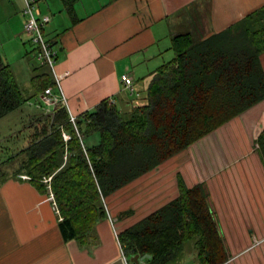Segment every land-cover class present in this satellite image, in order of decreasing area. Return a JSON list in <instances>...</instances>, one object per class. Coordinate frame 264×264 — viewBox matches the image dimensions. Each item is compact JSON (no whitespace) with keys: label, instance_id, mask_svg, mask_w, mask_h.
<instances>
[{"label":"trees","instance_id":"1","mask_svg":"<svg viewBox=\"0 0 264 264\" xmlns=\"http://www.w3.org/2000/svg\"><path fill=\"white\" fill-rule=\"evenodd\" d=\"M60 1L77 21L74 5L80 0ZM170 50L171 59L151 73L144 94L129 110L102 100L76 117V132L58 102L33 123L27 146L11 156L23 154L16 174L28 175L39 192L47 193L42 178L51 176L64 240L95 244V227L108 216L104 199L264 101V5L214 34H173ZM31 82L33 96L54 84L46 68ZM26 100L0 54V118ZM62 131L70 135L66 142ZM94 133L98 142L85 145V137ZM256 145L264 164V129ZM177 187L175 198L117 231L124 255H150L142 264H176L184 245L193 242L200 264L225 263L228 255L206 187L187 186L179 175ZM133 214L128 209L118 217Z\"/></svg>","mask_w":264,"mask_h":264},{"label":"crops","instance_id":"2","mask_svg":"<svg viewBox=\"0 0 264 264\" xmlns=\"http://www.w3.org/2000/svg\"><path fill=\"white\" fill-rule=\"evenodd\" d=\"M36 1L41 12L50 16L45 34L58 52L55 75L41 68L51 75L53 94L60 100L65 98L61 104L69 116L76 117L110 98L120 110H129L144 94L151 73L171 59L173 34H214L264 5V0H80L74 5L78 20L73 22L60 0ZM12 5L19 8L23 30L22 0H12ZM23 35L26 48L31 43L25 32L16 36ZM260 63L264 71V53ZM39 72L29 76L32 97L35 88L31 78ZM123 74L132 79L137 94H130L123 85ZM41 95L36 98L43 112L38 109L31 117L30 134L33 123L54 109L41 100ZM259 116L261 120L256 119ZM263 129L264 101L209 134L193 149L171 157L179 161L183 154L188 155L192 162L188 163L194 167L157 175L160 182L168 177L175 182L173 192L163 186L161 190L136 186L144 179L141 176L113 196L129 195L122 203L123 210H134L136 221L177 196L178 175L187 186L200 180L227 251L223 264H264V164L256 151V138ZM237 130L242 136L248 132L252 138L241 150L235 138ZM239 151L243 153L237 155ZM18 157L23 154L12 158L13 164ZM5 162L0 161V166H7ZM1 174L5 179L0 177V264H127L111 214L96 225L95 244L81 246L74 239L64 240L50 195L19 178L22 174L16 170ZM147 179L143 181L149 183ZM193 248H184L176 264H200L194 243Z\"/></svg>","mask_w":264,"mask_h":264},{"label":"rangeland","instance_id":"3","mask_svg":"<svg viewBox=\"0 0 264 264\" xmlns=\"http://www.w3.org/2000/svg\"><path fill=\"white\" fill-rule=\"evenodd\" d=\"M23 7H24V2L22 0V8ZM19 18H21L19 14V8L12 5V0H0V54L3 57L4 61L8 63L10 70L13 74L14 80L19 86L23 97L27 98V100L18 109L0 118V161L5 160L6 161L5 164L7 165V166L5 165L0 166L1 168L0 171L1 172L8 171L9 173L14 170H17L20 162L24 159V156L21 158L18 157V161L13 164L12 163L13 159L11 158V156L15 155L16 153H18L20 150H22L27 146L30 137V130H31L30 127L32 123V121L30 122L31 117L37 115L36 114L37 112H41V113L43 112L41 111L42 108H39L41 107L40 101L36 98V96L32 97L30 93L31 89L29 84L30 83L29 76H31L34 73V70L32 68L35 65L37 66L38 63L32 56V48H33L32 45L29 46V44H27L28 47L26 45V48L29 51V53L27 54L26 48L22 44V40H24V38L26 39V36L25 35L21 37L16 36L17 34L22 33L23 31L21 28V23ZM23 23H24V18H23ZM202 34L203 33H201V35ZM37 70L41 71L42 68L39 67L37 68ZM36 110L38 111L36 112ZM256 119L261 120V117L260 116L259 118L256 117ZM235 133H237L235 137L236 140L241 144L239 146L240 150L241 148L247 147L249 143H251L252 138L248 132L246 136H242L240 130L235 131ZM98 137L99 136L97 133H95V135L85 137L84 139L85 145H94V140H96L95 141L96 143L98 141ZM240 153L243 152L239 151L237 155H239ZM188 160H189V156L185 154H183L180 157L179 161L174 159L171 160L168 159L167 161H165L164 163L152 169L150 172L144 174L141 177V178L144 177L143 180L149 178L151 180L149 183H146L145 181L142 180V182L139 181L140 183L136 184V186L139 185L143 188L145 186L150 185L149 187L150 190L152 189L161 190L165 188L168 191L173 192L176 186L175 182L169 181L168 180L169 177L165 179L163 182H160L158 181L159 178L157 177V175H160L162 173L164 174L165 173L164 171L168 173L175 168L177 169H175L174 172H176L177 170L179 171V169H181L182 167H184V169L194 168L191 166V164L189 165L188 163V162L192 163L191 160L190 161ZM173 173L171 172V174ZM189 178H190L189 180L192 181L193 178L191 177ZM199 181L197 184H203L202 182ZM120 190L116 191L115 193L117 194L118 192H121ZM146 190L148 191V188ZM128 197H129L128 194L123 197L121 194L117 196L115 195L113 196V194H111L106 199H104L105 212L107 214L112 215L113 223L117 222L115 228L118 229V231L119 229L121 230L134 223L136 219L134 217L138 216V214H134L133 217L131 216L118 217L119 213L125 210V209L123 210L122 203L124 201H127L126 199ZM184 248L187 249L188 251L191 250L193 248V243L189 242L185 244ZM192 252H194V248L192 249Z\"/></svg>","mask_w":264,"mask_h":264},{"label":"built area","instance_id":"4","mask_svg":"<svg viewBox=\"0 0 264 264\" xmlns=\"http://www.w3.org/2000/svg\"><path fill=\"white\" fill-rule=\"evenodd\" d=\"M23 2L24 7L21 10V15L24 18L23 31L28 36V41L33 47L32 56L37 61L39 66L48 68L50 72L55 75L54 67L57 62L58 52L55 49L53 42L45 34V26L49 23L50 16L41 12L36 0H23ZM121 81L123 85L129 90L130 94H137V92L134 90L132 79L127 74H123L121 76ZM56 82H59L57 77ZM41 100L46 105L51 107H54L58 102L62 104L65 102V98H61L60 100L56 95L53 94L51 86L43 90ZM109 102L110 104H115V100L113 98H110ZM69 122L77 132L76 116H69ZM61 134L65 142L70 139L69 133L62 131ZM19 178L23 180L30 179V177L26 174L19 175ZM50 180L51 176L42 178V181L46 184L50 198L53 202V197L50 193ZM54 208L58 214V210L55 206ZM127 264H134L131 262L129 257H127Z\"/></svg>","mask_w":264,"mask_h":264},{"label":"water","instance_id":"5","mask_svg":"<svg viewBox=\"0 0 264 264\" xmlns=\"http://www.w3.org/2000/svg\"><path fill=\"white\" fill-rule=\"evenodd\" d=\"M47 193L49 194V191H47ZM50 200L52 201V199L50 198ZM145 258H150V255H143L140 256L139 254H136L134 256H132L130 258L131 262H133L134 264H139L141 261H143Z\"/></svg>","mask_w":264,"mask_h":264}]
</instances>
